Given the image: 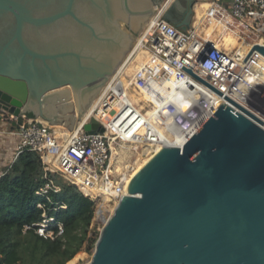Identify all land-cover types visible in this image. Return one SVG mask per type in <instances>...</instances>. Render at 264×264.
Listing matches in <instances>:
<instances>
[{"label": "water", "instance_id": "obj_1", "mask_svg": "<svg viewBox=\"0 0 264 264\" xmlns=\"http://www.w3.org/2000/svg\"><path fill=\"white\" fill-rule=\"evenodd\" d=\"M162 1L0 0L3 111L74 128ZM183 8L164 18L185 30ZM254 49L264 55L255 44L245 60ZM219 102L183 148L163 146L134 175L86 264H264L262 120Z\"/></svg>", "mask_w": 264, "mask_h": 264}, {"label": "built area", "instance_id": "obj_2", "mask_svg": "<svg viewBox=\"0 0 264 264\" xmlns=\"http://www.w3.org/2000/svg\"><path fill=\"white\" fill-rule=\"evenodd\" d=\"M171 1H162L158 17L149 25L139 46L145 50L143 56L133 53L126 59L72 130L4 110L16 121L13 133L18 137L7 166L23 150H34L44 169L45 182L36 190L40 218L24 231L34 229L53 240L64 236L65 222L55 212L67 204L52 197L62 189L54 174L77 184L94 200L104 225L108 219L100 207L105 206L110 216L124 195L128 168L124 169L127 163L119 164L121 151L140 158L156 147L183 148L223 104L220 100L243 114L238 105L252 112L264 128V55L254 49L245 60L255 44L264 45V0H179L178 8L191 3L193 11L185 30L164 18L162 4ZM227 37L236 45L229 47ZM4 111L0 106V113ZM91 118L103 129L87 133L84 125ZM145 147L150 150L144 152Z\"/></svg>", "mask_w": 264, "mask_h": 264}, {"label": "trees", "instance_id": "obj_3", "mask_svg": "<svg viewBox=\"0 0 264 264\" xmlns=\"http://www.w3.org/2000/svg\"><path fill=\"white\" fill-rule=\"evenodd\" d=\"M3 171L0 174V264H66L81 250L93 252L100 234L91 227L96 205L77 184L54 174L62 189L52 193V197L54 201H64L67 208L55 212L65 222L66 229L62 238L53 240L34 229L24 231L25 225L40 218L36 205L40 197L36 190L45 179L39 153L23 150Z\"/></svg>", "mask_w": 264, "mask_h": 264}, {"label": "bare ground", "instance_id": "obj_4", "mask_svg": "<svg viewBox=\"0 0 264 264\" xmlns=\"http://www.w3.org/2000/svg\"><path fill=\"white\" fill-rule=\"evenodd\" d=\"M181 3L182 2H180V1H178V2H175V1H171V2H168V3H166V4H162V6L164 7V11H163V15L165 14V12L167 11V9H169L170 7H172L173 8V10H180V11H183L181 8H178V7H181ZM205 5H207V4H204L203 5V7H202V9H200L199 11L201 12L203 9H204V7H205ZM187 6V5H186ZM186 6L183 8L184 10H185V12L186 13H188L190 16H192V10H190L188 7L186 8ZM160 9V6L158 7V9L156 10V13L149 19V21L145 24V26L142 28V30H141V32H140V34L139 35H137V37H136V39L134 40V42H133V45H132V47H131V49H130V51L128 52V54L126 55V57L124 58V60L120 63V65L118 66V68H117V70L120 68V67H122V65H124V63L126 62V59L128 60V58L134 53V55H136V54H138L137 55V57H140V55H142L143 56V53H144V51L145 50H142V49H139L140 47V44H142V42L144 41V37H145V35H146V33H147V31H148V27H149V25L150 24H152V22H153V20L154 19H156L158 16H157V12H158V10ZM175 11V12H176ZM180 11H178V12H180ZM230 39H231V42H233L235 39L234 38H232V37H230ZM227 41V40H226ZM136 42V43H135ZM228 42V41H227ZM230 42V41H229ZM235 42H236V40H235ZM235 42L233 43V44H235ZM135 43V44H134ZM116 70V71H117ZM116 71H115V73H116ZM114 73V74H115ZM113 74V75H114ZM112 75V76H113ZM261 76H262V79L264 80V70L262 71V73H261ZM105 88V86L103 87V89ZM101 92H102V90H101ZM101 92L97 95V96H95L94 98H93V100H92V103H91V105L88 107V109L85 111V113H89L91 110H92V108H93V106H94V104H95V102H96V100H97V98H98V96L101 94ZM21 118H23V119H25L26 117H24V115H21ZM40 118V117H39ZM41 121H45V122H49V123H51V125H53L54 127H57V128H60V129H66V130H72V127H70V126H68V125H66L65 123H60V122H50V121H48V120H45V119H43V118H41ZM61 124V125H60ZM66 125V126H65ZM70 127V129L68 128V127ZM160 150V148H155V149H153L152 151H151V153L147 156V157H145L143 160H142V162L132 171V173H131V175H130V177H129V173H128V171H127V177H126V181L124 182V194H127V193H129V191H127V189H128V186H129V184H130V181H131V179L134 177V175L158 152ZM118 159H114V163H116V161H117ZM134 166H136V165H133L131 168H133ZM130 168V169H131ZM116 206V205H115ZM114 206V208H116ZM115 210V209H114ZM114 212V211H113ZM100 213H102L104 216V218H105V220L106 219H109V217L113 214H111L110 216H109V214L111 213L110 211L108 212V209L105 207V206H101L100 207Z\"/></svg>", "mask_w": 264, "mask_h": 264}, {"label": "rangeland", "instance_id": "obj_5", "mask_svg": "<svg viewBox=\"0 0 264 264\" xmlns=\"http://www.w3.org/2000/svg\"><path fill=\"white\" fill-rule=\"evenodd\" d=\"M141 30L137 32V35L140 34ZM137 35H136V37H137ZM226 40L225 41H226L227 44H229L228 45L229 47H233V46L236 45L235 40L233 42H231L230 37H227ZM234 42H235V44H233ZM141 57H142V55H140V57H137V58H141ZM2 114L3 115H2V118L1 119H3V120L0 119V126L1 127L2 126L3 127H6L5 129H7V128L9 129L12 126L14 120L10 119V117L8 115V112L4 111ZM68 128L70 129V127H68ZM5 145H6V143L3 144V147H5ZM157 148L158 147H156V149ZM119 150H122V149L120 148ZM148 150H150L149 147H145L144 148V152H147ZM151 151L148 152L147 155H145L144 153H141L140 158H139V155H137V157L133 155L131 158H129V156L126 153H122V151H121V156L119 157L120 158L119 164L123 166L124 164L127 163V165L124 166V169L128 168V173H129V177H130L132 171L142 162V160L145 157H147L151 153ZM137 158H138V160H137ZM135 160H136V162L134 163ZM117 162H118V160L116 161V163ZM133 165H136V166H134L133 168H131ZM91 227L97 229L98 231H101V228L103 227V222L101 221V219H100V217L98 216V213H97V207L95 208V214H94V217L92 219ZM93 251H94V249H93ZM92 254H93V252L91 253V252H88L86 250H81L70 261H68L66 264H86V263H88L90 261V259L92 257Z\"/></svg>", "mask_w": 264, "mask_h": 264}, {"label": "crops", "instance_id": "obj_6", "mask_svg": "<svg viewBox=\"0 0 264 264\" xmlns=\"http://www.w3.org/2000/svg\"><path fill=\"white\" fill-rule=\"evenodd\" d=\"M12 126L14 125L12 124ZM12 126L9 129H5L6 127L0 126V173L9 163V159L15 151L18 141V137L15 133H13L15 127L12 128ZM4 143H6L5 147H3Z\"/></svg>", "mask_w": 264, "mask_h": 264}]
</instances>
